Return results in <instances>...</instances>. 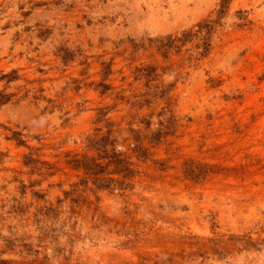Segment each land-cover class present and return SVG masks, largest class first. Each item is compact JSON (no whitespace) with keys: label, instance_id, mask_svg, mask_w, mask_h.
<instances>
[{"label":"rangeland","instance_id":"rangeland-1","mask_svg":"<svg viewBox=\"0 0 264 264\" xmlns=\"http://www.w3.org/2000/svg\"><path fill=\"white\" fill-rule=\"evenodd\" d=\"M0 264H264V0H0Z\"/></svg>","mask_w":264,"mask_h":264},{"label":"trees","instance_id":"trees-1","mask_svg":"<svg viewBox=\"0 0 264 264\" xmlns=\"http://www.w3.org/2000/svg\"><path fill=\"white\" fill-rule=\"evenodd\" d=\"M102 147H104V146L98 145L97 149L101 150ZM100 158L109 160L107 163L108 164L107 166L115 165L116 166L115 172H123V171L128 170V167H129L128 162L125 161L124 159H121L120 154L116 153V151H114V150H111V151L106 150L105 156H101ZM72 162L77 168L83 169L86 172V174H89L91 176H97L106 168V167H102L100 164L96 163L95 160L88 159V158H83L82 160H74ZM100 169L101 170L103 169V170L101 171ZM129 171H130L129 173L132 172L131 170H129ZM105 187H107V186H105Z\"/></svg>","mask_w":264,"mask_h":264}]
</instances>
